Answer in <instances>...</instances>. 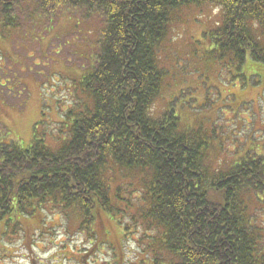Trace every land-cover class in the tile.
<instances>
[{"label":"trees","instance_id":"1","mask_svg":"<svg viewBox=\"0 0 264 264\" xmlns=\"http://www.w3.org/2000/svg\"><path fill=\"white\" fill-rule=\"evenodd\" d=\"M17 1L0 0V26L13 27L14 18H5ZM57 1L96 7L103 18L96 63L81 80L92 103L75 99L63 113L56 151L36 139L26 148L0 144V221L17 213L19 228L28 217L38 224L46 214L75 213L78 228L107 238L115 253L131 232L121 225L126 217L120 228L113 221L122 239L111 237L102 217L120 212L116 200L131 206L127 196L135 195L137 213L125 215L135 213L138 228L151 231L144 236L150 264H264V224L248 212L255 193L264 192L263 156H246L211 178L202 165L207 149L180 131L174 110L149 113L162 85L158 45L175 10L216 5L221 20L208 36L219 57L264 63V0ZM58 7L43 8L55 15ZM115 168L122 177L137 173L140 184L113 183L106 174ZM1 223L2 238L8 222Z\"/></svg>","mask_w":264,"mask_h":264},{"label":"rangeland","instance_id":"2","mask_svg":"<svg viewBox=\"0 0 264 264\" xmlns=\"http://www.w3.org/2000/svg\"><path fill=\"white\" fill-rule=\"evenodd\" d=\"M55 5V15L43 8ZM15 6L13 27L0 26V144L26 148L36 139L56 151L64 141L59 125L63 113L76 100L92 103L81 80L96 63L103 18L96 7L57 0H18ZM221 14L207 3L172 13L158 45L162 85L149 108L157 118L173 109L180 131L203 142L202 165L211 178L246 156L264 158V63L248 55L243 65L230 56L219 57L208 34ZM122 174L115 168L106 175L125 188L142 180L135 172ZM127 198L132 207L116 200L120 212L102 217L111 237L120 239L114 222L119 227L120 217H126L121 225L131 232L123 237L120 251L100 248L102 240L80 230L75 213L46 214L38 224L28 217L19 228V214L13 213L0 221V235L1 222H8L0 236V264H144V259L150 264L152 257L144 256L150 239L144 236L151 231L138 228L136 197ZM255 198L248 212L264 224V192H256ZM129 208L133 215H125Z\"/></svg>","mask_w":264,"mask_h":264},{"label":"flooded vegetation","instance_id":"3","mask_svg":"<svg viewBox=\"0 0 264 264\" xmlns=\"http://www.w3.org/2000/svg\"><path fill=\"white\" fill-rule=\"evenodd\" d=\"M100 236V235H99ZM101 236H103V235H101ZM109 236V234H107V237ZM104 237V236H103ZM100 238V237H99ZM109 238V237H108ZM111 241H109L107 238H105L104 237V239L102 240V243L106 246V248L108 247V248H111L112 246H111V243H110Z\"/></svg>","mask_w":264,"mask_h":264},{"label":"crops","instance_id":"4","mask_svg":"<svg viewBox=\"0 0 264 264\" xmlns=\"http://www.w3.org/2000/svg\"><path fill=\"white\" fill-rule=\"evenodd\" d=\"M0 12H1V10H0ZM7 18H10L11 20H13L12 18H14V20H15L16 17H15L13 14H11V16H7V17L5 18V20H6ZM3 19H4V18H3ZM3 19H2V16H1V14H0V21H2ZM0 37H1V35H0Z\"/></svg>","mask_w":264,"mask_h":264}]
</instances>
